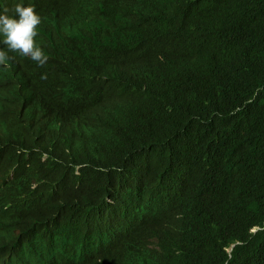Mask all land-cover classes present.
<instances>
[{"label":"trees","instance_id":"1","mask_svg":"<svg viewBox=\"0 0 264 264\" xmlns=\"http://www.w3.org/2000/svg\"><path fill=\"white\" fill-rule=\"evenodd\" d=\"M18 3L0 264H264V0Z\"/></svg>","mask_w":264,"mask_h":264},{"label":"clouds","instance_id":"2","mask_svg":"<svg viewBox=\"0 0 264 264\" xmlns=\"http://www.w3.org/2000/svg\"><path fill=\"white\" fill-rule=\"evenodd\" d=\"M26 2L33 0H0V37H4L0 41V65H5L10 59L8 52L2 49L4 44L9 52L20 53L25 57H29L35 61L38 66L47 63L48 56L44 49L37 45L36 39L39 34V26H41V17L37 13L34 5H23L18 2ZM134 179V178H131ZM236 192L249 195L251 191L247 186H237ZM111 202V200H109ZM259 227L252 229L256 233ZM235 245L232 246V248ZM232 248L229 250L231 252ZM10 254V250L0 246V259ZM137 264H151L141 258H138Z\"/></svg>","mask_w":264,"mask_h":264},{"label":"bare ground","instance_id":"3","mask_svg":"<svg viewBox=\"0 0 264 264\" xmlns=\"http://www.w3.org/2000/svg\"><path fill=\"white\" fill-rule=\"evenodd\" d=\"M43 1H45V0H43ZM39 2H41V1H39ZM40 4V3H39ZM39 4H38V6H39ZM37 6V5H36Z\"/></svg>","mask_w":264,"mask_h":264}]
</instances>
